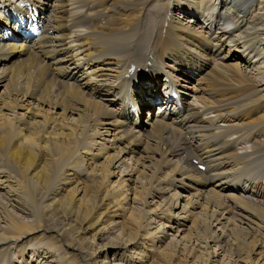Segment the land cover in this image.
<instances>
[{
  "label": "bare ground",
  "instance_id": "6f19581e",
  "mask_svg": "<svg viewBox=\"0 0 264 264\" xmlns=\"http://www.w3.org/2000/svg\"><path fill=\"white\" fill-rule=\"evenodd\" d=\"M111 1L0 0V264H23L29 250L37 256L29 264L58 250L59 262L73 256L99 264L112 240L121 259L155 246L162 256L158 245L173 230L181 253L192 255L189 264L203 253L205 264H264L259 254L253 262L232 257L240 259L244 239L258 242L264 225V0ZM32 61L37 78L52 80L53 98L12 77ZM31 126L40 129L36 150L48 159L26 178L5 165L6 157L33 149L23 135ZM106 164L115 182L90 203L94 218L81 238L63 241L42 217L64 208L69 215L59 219L67 226L83 214L86 192L60 199L62 178L92 183ZM146 186L148 200L140 202ZM137 202L143 219L135 224L144 234L131 239L120 218ZM137 255L101 264H140L142 251Z\"/></svg>",
  "mask_w": 264,
  "mask_h": 264
},
{
  "label": "rangeland",
  "instance_id": "374dc122",
  "mask_svg": "<svg viewBox=\"0 0 264 264\" xmlns=\"http://www.w3.org/2000/svg\"><path fill=\"white\" fill-rule=\"evenodd\" d=\"M104 1L106 2L107 0H101V4L105 3ZM112 1H114L115 3L116 2L117 3H121V2L124 3L128 0H112ZM213 1L216 2L217 0H213ZM109 4L107 3V9H105L107 11L109 10ZM104 5L106 6V4H104ZM249 12H250L249 15H251V16H253L255 14V13H251L250 10H249ZM144 21H146L145 18H144ZM191 26H193V25H191ZM261 36L264 38V34H262ZM188 45L190 46V44H188ZM190 47L193 48V46H190ZM262 47L264 48V46H262ZM33 65H34V61H32L31 63L24 62V63L19 64L18 68L12 73V77L14 78L15 82L23 81L25 84H27V86L30 87V89H33L36 96L42 94L41 95L42 98H44V97L45 98H48V97L53 98L54 95H56L55 87H54V89H55L54 94L50 95L49 92L47 91L48 84L53 83L52 80L48 76L46 78H43V80H41L40 78H37L39 73L35 71V68ZM210 68H211V65L208 66V68L204 71V73L209 72ZM230 72L232 73L233 71L231 70ZM41 73H43V72H41ZM204 73L200 74L198 77H196V79H192L191 81H188L187 84H183L182 87L185 88V87H187V85H190V84L195 83L197 81H198L197 83H199V80H200V78H202V75H204ZM214 81L217 82V86L219 84L224 83L223 80H219V79H218V81L217 80H214ZM44 83H46L45 86H44ZM232 84L233 83L230 84L231 87L233 86ZM43 87H44V89H43ZM160 87L163 88L162 86H160ZM48 89L50 92L53 91L52 86H48ZM186 91H187L188 96H190L189 98L190 99L192 98V100H193V97H191L192 89L191 90L187 89ZM249 91H252V90H249ZM226 99H227V95H223L220 97V101H223ZM187 101H190V100H187ZM116 106H117L116 109L112 108V110L115 112L118 111V109H119L118 102H116V104L113 107H116ZM155 110H157V108L152 109V111H150L149 113L146 110L145 115H148V114L151 115L152 112H154ZM246 117L247 116H245L243 118H246ZM74 119H76V118L74 117ZM143 126H145V125L143 124ZM39 131H40V129L38 127L31 126L26 131L23 132V135L25 137H28V139L35 146L33 147V149L31 151L29 150V153L26 152L25 150L21 149L20 150V152H22L21 155L17 153L16 155L13 154V155H10L9 157H6L7 163H6L5 167L7 169L15 168L16 171L18 170L26 178L30 177L36 171H39L40 173L42 172L43 167L47 163L48 156L44 155V154L39 155L37 150H36L37 149L36 147L38 145V133H39ZM89 136H90V138H88V139H92L93 141H97L95 136H93V135H89ZM87 146H91V145H87ZM0 161H1V158H0ZM195 164H196V162H195ZM118 165L119 164L117 163L114 167L117 168ZM104 166H105L104 169H102L104 172L103 173L100 172V177H98L92 183L83 177L82 178L81 177H74L72 179V181H69V182H64L65 176H64V178H62L63 183L61 182V184H60V187L62 188L61 193L59 195L60 199L65 200V201L74 200V199H71V197L75 198L77 195V191L83 189L86 192L85 197L82 198V202H83L82 205L84 207L83 214L79 215L75 220H70L67 223V226H64L66 223L65 224L62 223V220L59 219L60 216L69 215V213L67 211H64V208H61V209L58 208L57 214H54L51 211H49L47 214H45L42 217V221L44 222L45 227L49 226L52 231L63 232V234H62V236L64 238L63 241L74 243L76 240L81 238L79 233L81 232V229L83 228L84 224L89 223L91 221V219L94 218L91 215L92 213L91 214L89 213L91 210V207H89L90 203L96 204V203L100 202V200L103 196V193H104L103 188H104L105 184L108 182V180H109V182H111V184H113L115 182V181L110 180L108 178L107 172H111L112 167H110L107 164ZM3 168H4V166H2V169ZM123 168H124L123 166L120 167L121 170H123ZM144 188H145L144 191H140L138 193L139 198H141L140 202H142L143 200H148L149 189L147 188V186ZM73 192H74V194H73ZM37 194H38V190H37L36 195ZM184 196H186V195H184ZM140 202H137V206H136L137 209L135 208L136 211L135 210H129V212L133 211V214L131 216H129V217L126 216L124 218H120V219H124L121 223L122 224V226H121L122 230H124L126 235H129V237L131 239H137V237H140L141 235L144 234V232L138 230V228H137L138 224L137 225L135 224V223H137L143 219V215L140 212V210L142 209V206H140V204H139ZM21 204H22V206H24L22 202H21ZM48 204H50V203H48ZM12 205H16V204L13 202ZM14 211L18 214V211H16V210H14ZM19 216H21V215L19 214ZM120 216H122V214H120ZM22 217H24L26 220L29 221L28 218H30V217H28V215L24 214V215H22ZM120 222H121V220H120ZM175 232H176V230L169 232L167 238L163 239L164 242L162 244L158 245L159 250L160 251L162 250L161 251L163 253L162 256L155 253L156 246H155L154 251L152 253L149 252L150 248H147L144 250L143 249L144 247L140 246L142 248H138V250L142 251V256L140 259L143 260L140 264H170L173 261H175L177 264H189L188 262H190L192 255L189 257V259H187V255H185V253L184 254L181 253L180 247L178 246V243H176L180 237H173V236H175ZM257 232L259 233V237L257 238L258 242L250 240L248 238L244 239L243 243H246L245 247H244L245 251L243 250L244 251L243 252L242 250H240L237 254V256L240 257V259L235 257V255H232L233 259L238 260V261L236 260V262H241L242 259H244L246 256L250 257L251 261L253 262V260L255 258H257L256 255H258V254H259L258 256L260 257V260L263 259V261H264V250H262V247H264V237H262V233L264 232V225L262 226V230L257 231ZM202 233L203 232L201 230H199V232H197V234H196V238L200 239ZM78 236H79V238L75 239ZM87 237H89V236H87ZM171 237H173V239H171ZM109 240L111 241L112 239L109 238ZM241 240H243V239H241ZM105 242H102L101 245H104ZM111 242L113 243V245L107 244L108 247L105 249L106 259L103 258V256L100 257L101 259L99 258V260H98L99 264H101L102 261H108L109 263H119L120 261H122V262L128 263V261L131 262L130 260H132V257H134L135 259L139 258L138 255L135 256L137 254V251H138L137 250V251H134L135 253H130V252L123 253V257L121 259V256L114 255V253H116L118 251V249L115 248L114 245L117 244L118 242H115L114 240H112ZM48 244H49V246H52V247L56 245V244H54L53 241H49ZM64 247L66 248V245ZM90 248L92 249L93 252H95V249L93 246H90ZM132 248H133V246H130V248H128V251H131ZM82 250H84V246L79 247V251H82ZM84 251H87V250H84ZM46 253H47V255H45L44 258L41 254H39L40 257L38 258V260L41 261L42 264H80V262L77 259H74L76 257H73V256H71L66 261V263L57 261V259H56L57 253L59 255L63 254V252L59 251V250L57 252L48 251ZM132 254H134V255L132 256ZM204 254L205 253L202 254L203 258L201 257L202 258L201 260H198V262H194L192 264H205L204 258H206L207 256ZM32 255L34 256V258L37 257L36 255H34L32 253L31 250L27 251V254L23 257L21 262L23 264H29L30 263L29 257ZM97 256L98 255H96V257ZM48 257H49V259H47ZM209 260H210V258H209ZM214 260L216 261L217 259H214ZM214 260H212V262ZM224 260H221L219 263H216L217 262L216 261L214 264H233L232 261H224Z\"/></svg>",
  "mask_w": 264,
  "mask_h": 264
}]
</instances>
